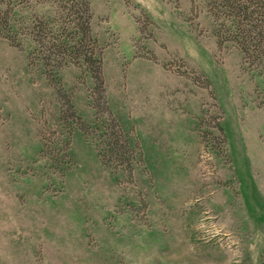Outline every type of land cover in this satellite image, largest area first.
<instances>
[{
  "label": "rangeland",
  "instance_id": "374dc122",
  "mask_svg": "<svg viewBox=\"0 0 264 264\" xmlns=\"http://www.w3.org/2000/svg\"><path fill=\"white\" fill-rule=\"evenodd\" d=\"M91 5L105 81L60 70L77 115L0 34V264H264V68L207 0ZM107 124L130 168L102 161Z\"/></svg>",
  "mask_w": 264,
  "mask_h": 264
},
{
  "label": "trees",
  "instance_id": "16d2710c",
  "mask_svg": "<svg viewBox=\"0 0 264 264\" xmlns=\"http://www.w3.org/2000/svg\"><path fill=\"white\" fill-rule=\"evenodd\" d=\"M0 2L3 5L0 7V34L13 45L28 48L31 63L43 64L57 95L65 98L62 116L67 117L71 110L77 115L68 91L62 86L60 70L69 65L79 67L82 74L93 78L94 90L104 87L105 81L103 49L92 31L91 0ZM207 5L218 43H232L248 66L264 68V0H207ZM41 6H49L52 13L37 10ZM84 121L77 128L88 135L90 125ZM121 125H106L102 142L98 144L102 149L99 155L105 163L114 159L127 163L130 168V144Z\"/></svg>",
  "mask_w": 264,
  "mask_h": 264
}]
</instances>
